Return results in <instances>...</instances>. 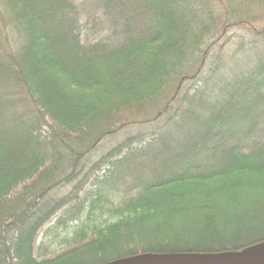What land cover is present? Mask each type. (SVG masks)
Segmentation results:
<instances>
[{
    "label": "trees",
    "instance_id": "trees-1",
    "mask_svg": "<svg viewBox=\"0 0 264 264\" xmlns=\"http://www.w3.org/2000/svg\"><path fill=\"white\" fill-rule=\"evenodd\" d=\"M262 248L264 0H0V264Z\"/></svg>",
    "mask_w": 264,
    "mask_h": 264
},
{
    "label": "water",
    "instance_id": "water-1",
    "mask_svg": "<svg viewBox=\"0 0 264 264\" xmlns=\"http://www.w3.org/2000/svg\"><path fill=\"white\" fill-rule=\"evenodd\" d=\"M109 264H264V248L249 254L144 255Z\"/></svg>",
    "mask_w": 264,
    "mask_h": 264
},
{
    "label": "rangeland",
    "instance_id": "rangeland-1",
    "mask_svg": "<svg viewBox=\"0 0 264 264\" xmlns=\"http://www.w3.org/2000/svg\"><path fill=\"white\" fill-rule=\"evenodd\" d=\"M251 57H253V54H251ZM246 68V65L244 64L243 65V67H242V70H244ZM241 69H239V70H237V69H233V73H237V74H239V75H242V73H241V71H242ZM138 146L139 145H137V144H135V145H133L132 147L133 148H138ZM154 149L153 150H146V151H144L145 152V157L146 158H148L149 160H140L141 158H138L137 157V154L136 153H138V150H136V151H134L130 156H129V160H127L125 163H123L122 165L124 166V169L122 170V169H120V173L121 172H124V174H125V177H128L129 175H130V173H132V172H134V175L135 174H137V171H139V173L140 174H143V173H145V172H149L151 169H152V167L153 168H159V167H161L164 163H166V162H168V159H169V154H168V152L167 151H163V152H157L156 151V147H153ZM165 150V149H164ZM151 152H154V153H152L153 155H151ZM168 154V155H167ZM171 155V154H170ZM152 156V157H151ZM134 160V161H133ZM131 162H137L138 164H139V167H138V169H136L135 167H133L132 168V165H131ZM129 165H131L130 167H129ZM128 166V168H126ZM136 166H138V165H136ZM104 168H106V167H104ZM135 168V169H134ZM27 184V183H26ZM25 189L26 188H23V185L18 189V191H19V193L16 195V196H18L19 194H23L24 192H25ZM69 189V188H68ZM67 189V190H68ZM44 232H45V228H43L40 232H39V234H38V236H37V238H36V241H35V247H38L39 246V244H40V242H41V239H42V237H43V234H44ZM83 244H86L87 243V241L85 240L84 242H82ZM79 245V244H78ZM75 246H77V245H71V246H67V245H57V246H54L52 249H51V251L49 252V254H48V256H46V257H48V258H50V257H54V256H56V255H58V254H61V253H63V252H65L66 250H68V249H71V248H73V247H75ZM37 258H39V259H42V257H39L38 255H37V252H35V254H34Z\"/></svg>",
    "mask_w": 264,
    "mask_h": 264
}]
</instances>
